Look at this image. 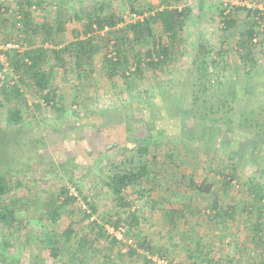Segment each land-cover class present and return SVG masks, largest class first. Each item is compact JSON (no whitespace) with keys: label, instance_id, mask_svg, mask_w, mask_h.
Segmentation results:
<instances>
[{"label":"rangeland","instance_id":"obj_1","mask_svg":"<svg viewBox=\"0 0 264 264\" xmlns=\"http://www.w3.org/2000/svg\"><path fill=\"white\" fill-rule=\"evenodd\" d=\"M18 1L0 0V7L7 3L10 8L16 10ZM45 1L48 3L46 9H33L32 18L37 23L43 18L54 21L59 14L57 9H62L64 5L82 12L87 11L96 1L103 0ZM104 1L109 3L108 10H115L124 15L127 21H133L129 6L132 0ZM137 1L139 8L144 10L146 15H149V9L154 12L165 6H189L192 9L180 43L182 55L176 58L168 70L157 72V77L147 78L145 84L149 93L142 92L143 98L134 101L127 90V84L120 77L113 81L106 77L100 69L103 51L95 57V81L78 82L81 89L78 101L80 104L77 108L72 99L74 77L68 79L67 76L62 77L63 70L56 71L58 73L51 88H55L57 94L62 95L64 110L60 112L48 106L35 91L26 93L28 106L23 111L26 116L25 125L20 130L6 125L9 102L3 98L0 85V146L2 148V145H10L9 153L0 160V171L16 169L13 174L23 183L11 193V197H21V204L16 207L19 228L0 229V240L14 239L15 252L12 255L14 259L19 260L17 264H61L63 261L65 264H82L72 259L71 250L78 247L82 235H86L88 243L82 254L83 264H103V254L111 255L114 264H148L145 259L152 260L149 264H158L154 257H160L162 254L169 264H195L201 260L206 261V258L211 259L214 264H255L260 260L257 254L260 247L256 248L250 241L256 218L249 186L251 180L264 182L252 161L254 153L260 147L248 136H240V133L228 135L224 130L216 136L207 135L201 141L189 137L192 135L190 128L193 127L182 106L187 103L190 105L194 93L199 92L195 61L199 45L201 42L210 45L214 51L212 56H215V51L221 47L224 35L221 13L235 12L238 29L247 23V9L256 8L264 12V0ZM236 7L240 9L237 10ZM3 16L0 15V40H20L18 29L12 27V20ZM262 25L264 28V24ZM153 27L160 33L161 28L158 25ZM81 30L80 22H69L60 35L63 45L77 38ZM33 39L37 45L42 43L40 35H35ZM51 45L45 46L52 47ZM224 48L227 49L224 60H220V66L210 67V71L214 72L210 78L216 84L221 83L222 90L226 93L235 90L237 99H230L236 106L237 114L240 110L254 109L257 115L264 105V59L258 60V67H255L247 78L233 40L228 41ZM256 52L261 56L260 49ZM0 72L6 82L11 77L14 78L8 66L1 67ZM210 90L215 93L218 87L214 85ZM166 100L173 107H180L178 110L183 116L180 117L181 123L176 121L177 124L180 123L181 128L177 127L187 135L185 138H178L181 145L175 155L164 145L151 150L146 156L152 171L150 181L131 186L125 192V201L129 203L130 208L120 205L106 185L112 161L119 163L121 170H124L138 165L145 159L137 155L136 139H139V136H154L160 133L162 128L170 130L172 122L175 123L172 118H165V114H162L165 113ZM73 109L78 112L73 114ZM61 113L62 117L58 118ZM127 113L132 115L134 120L129 126L123 122L120 124L124 119L117 118ZM161 115L163 118H160ZM147 117L151 118L149 124L154 123L159 128L143 124L141 120ZM103 125H107V128L102 129L100 126ZM177 127L171 128L173 132L178 131ZM125 128H128L127 132L123 133ZM128 135H132V139L127 140ZM113 143L118 144L115 147ZM239 148L243 151V159L239 163L237 179L232 182L221 202L224 208L234 207L233 217L225 223L216 222L210 213L211 198L205 193L190 191L187 183L191 175H194L198 184L204 179L216 178L218 167H227L229 156L232 157V154L227 157L228 150ZM66 187L69 188L70 195L77 197V201L67 207L60 221L53 226L56 231V246L64 247L62 233L70 221L77 222V225L74 226L76 233L70 243V249L61 255L62 260H57L42 247L41 239L46 222L38 219L37 215L44 210L43 204L48 197L59 195ZM83 195L88 198L89 203L96 205L98 210L85 220L81 219L83 211L90 212ZM172 209L185 210L183 215L177 212L172 222L168 214ZM134 210L140 223L131 232H128L127 225L122 224L121 227L126 233L123 232L122 238H117L119 229L106 222L105 217L110 215L115 220ZM92 220L103 225L104 236H98L97 228H91ZM138 233L152 244L155 253L138 248L136 256L129 254L127 250L122 256H118L121 242L113 243V238L134 246L135 235ZM95 239L94 246L91 247L90 244ZM198 241H201L200 254L196 252Z\"/></svg>","mask_w":264,"mask_h":264},{"label":"trees","instance_id":"obj_2","mask_svg":"<svg viewBox=\"0 0 264 264\" xmlns=\"http://www.w3.org/2000/svg\"><path fill=\"white\" fill-rule=\"evenodd\" d=\"M17 3L16 10L4 3L0 7V15L12 20V27L18 29L17 35L20 40H5L4 42L0 40V42L3 44L17 42L24 48L22 50L9 48L4 51L8 67L14 74V78L11 77L8 82L0 79V85L3 98L6 102H9L6 125L19 128V130L25 125L26 116L23 111L28 106L26 93L35 91L42 96L43 101L48 106L60 112L64 110L62 95H58L55 88H51L58 73L56 71L63 70L62 74L64 75L62 77L67 76L68 79L71 76L74 77L72 84L74 95L72 99L73 105H76L77 108V105L80 104L78 101L81 89L78 82L90 81L93 83L95 81V57L102 51L104 55L100 63V69L106 77L112 81L120 77L127 84V90L134 101L143 98L142 92L149 93L145 82L152 76L157 77V72L168 70L174 64L176 58L182 55L180 43L183 30L192 12L189 6L183 8L165 6L154 12L152 11L153 9H149V15H146L145 11L139 8L138 1L132 0L129 2L131 12L141 15V18L127 21L124 15L115 10H108L109 3L103 0L96 1L87 11L82 10V12L72 7L69 9L67 5H64L62 9H57L59 14H57V18L54 21L51 22L47 18H43L41 22L37 23L32 18L33 9H46L48 3L45 0H19ZM236 9L240 8L236 7ZM221 14L223 16L222 23L224 24L221 47L215 51L216 55L212 56L214 54L212 47L201 42L195 56L196 70L198 72L196 80L199 84V92L194 93L191 104L189 103L190 105L188 103L186 106L181 105L185 108L186 117L189 118L193 127L190 128L192 135L189 137L201 141L207 135L216 136L217 133L223 130L228 135L240 133V136H248L257 147H260L254 153L252 161L257 171H260L258 173L264 178V105L260 108L257 115L254 109L240 110L237 114L235 112L236 106L233 105L230 99L236 98L237 93L235 90L227 91L226 93L222 90L221 83L216 84L210 78L214 74L213 71H210V67L216 68L220 66V60H224L227 52L224 45L231 39L241 64H243L246 77L248 78L252 70L258 67V60L260 58L264 59V28L262 25L264 24V12L256 8L247 9V16H249L247 23L238 29L235 12L225 13L223 11ZM73 21L80 22L82 30L78 33L77 38L63 45L60 35L65 31L66 25ZM155 24L161 28L160 33L153 27ZM35 35H40L41 37L42 43L39 45L33 39ZM46 44H52V47H47L45 46ZM258 49L261 50V56H258L259 54L256 52ZM1 67L4 66L0 61ZM214 85L218 87V90L212 93L210 89ZM178 108L180 107H173L168 100L164 103L165 113L162 114H165V118H172L175 121L174 124L172 122L171 128H176L177 126L181 128L180 117L182 118L183 114L181 116ZM77 112L76 109H73L72 113L76 114ZM61 117L62 113L58 118ZM117 118L120 120L124 119L120 124L123 122L129 126L134 123L132 115L128 113L127 115H119ZM160 118H163V116ZM150 119V117H147L141 122L151 126L154 125L153 127L158 129L159 126L157 127L154 123H148ZM176 121H180V123L177 124ZM140 124L138 125L140 126ZM100 127L102 129L107 128V125ZM100 127L99 129H101ZM171 128L170 130L169 128H162L160 133H156L154 136H139V139H136L137 155L140 158L145 157L138 165L135 164L132 168L121 170L119 163L112 161L106 185L113 193L118 204L126 205L130 208L129 203L125 201V192L131 186L141 185L150 181L152 171L149 168L146 156L154 147L164 145L171 150L172 155L179 152L181 143H178V138H185L187 134L181 132L182 129L179 131L178 127L176 132H173ZM127 129H123L122 132H127ZM245 129L247 134L244 132ZM130 139H132V135L127 136V140ZM1 141L2 137L0 136V143ZM2 148L0 146V160L9 153L10 145H6V147L2 145ZM228 154H232V157L229 156L228 166L218 167L216 178L204 179L201 184H198L195 182L194 175H191L187 183V188L190 191L195 190L205 193L211 198V216L214 221L222 223L233 217L234 207L224 208L221 202L232 186V182L237 179L239 163L243 159V151L240 148L228 150V153H226L227 157ZM8 162H11V160H8ZM15 170L0 171V229H18L20 225L16 207L21 204V197H11V193L15 188L22 186L23 183L18 177L14 176L13 172H16ZM17 170L22 171V169L18 168ZM254 181L251 180L249 183L255 209L254 216L256 218L253 223L250 241L256 248L260 247L257 253L260 260L255 264H264V182ZM83 199L88 203L90 212L83 211L81 219L85 220L96 214L98 210L96 205L89 203L86 196L83 195ZM76 201L77 197L70 195L69 188H63L59 195L47 198L43 204L44 210L37 215L38 219L46 222L41 239L42 247L54 259L62 260L60 258L61 255L64 251L70 249V243L76 233L74 226L77 225V222L70 221L68 227L62 233L63 241L65 242L64 247L56 246V240L54 239L56 231L53 226L60 221L67 207L73 205ZM184 210L172 209V211L168 212L170 220L174 221L177 212L183 215ZM112 220L110 215L105 217V221L112 223L116 229L122 228V224L127 225L128 232H131L140 223L139 216L135 213V210L133 212L128 211L126 216L122 218L119 217ZM91 223L92 229L96 230L97 228L98 236H104L105 228L103 225H99L95 220H92ZM125 233L126 231H124ZM96 239L92 240L91 247L94 246L93 243ZM86 240V235H82L79 239L78 247L71 248L73 252L72 259L82 264L83 262L81 261H84L82 254H84L86 245H88ZM112 241L113 243L121 242L118 256H122L125 250L129 254L136 256L138 255V248L155 253V248L152 244L139 233L135 235L136 246L128 245V243L120 241L116 237ZM14 252V239L0 240V264L19 263L18 259L13 258L14 255L12 253ZM196 252L198 254L201 252V241L196 244ZM160 257L166 258L163 254ZM102 258L103 264H114L111 255L103 254ZM206 259V261L201 260L195 264H214L211 259ZM145 261L149 264L152 260L145 259ZM61 264H65V262L63 261Z\"/></svg>","mask_w":264,"mask_h":264},{"label":"built area","instance_id":"obj_3","mask_svg":"<svg viewBox=\"0 0 264 264\" xmlns=\"http://www.w3.org/2000/svg\"><path fill=\"white\" fill-rule=\"evenodd\" d=\"M131 15L133 17V20L141 18V15H137L135 13H133ZM20 46L21 45L19 43H17V42H10V43H7V44H3V43L0 42V61L2 62L4 67L8 66V62H7V59H6L4 51H6L9 48H16V49L22 50ZM2 77H3L2 72H0V79H2ZM117 232L118 233L116 234V237L117 238H122L124 229L123 228H119V230ZM129 242H132V241L130 240ZM154 260L158 264H169L168 260L166 258H164V257H157V258L154 257Z\"/></svg>","mask_w":264,"mask_h":264}]
</instances>
